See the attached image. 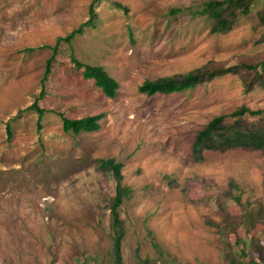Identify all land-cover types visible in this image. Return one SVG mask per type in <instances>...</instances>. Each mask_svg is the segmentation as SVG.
I'll use <instances>...</instances> for the list:
<instances>
[{
	"label": "rangeland",
	"instance_id": "374dc122",
	"mask_svg": "<svg viewBox=\"0 0 264 264\" xmlns=\"http://www.w3.org/2000/svg\"><path fill=\"white\" fill-rule=\"evenodd\" d=\"M207 1L0 0V264H108L110 212L103 194H112L115 183L96 170L99 158L120 162L132 190L122 207L126 264H137V250L153 256L148 231L181 263L222 264L224 243L209 222L218 219L211 197L219 190L205 196L198 177L219 188L234 181L242 202H253L264 196V154L206 152L199 163L193 143L217 116L243 105L264 110V88L247 92L240 77L228 75L170 95L139 91L147 80L206 64L264 60V0L227 35L211 34L203 16L170 13ZM94 2L97 24L84 26ZM81 27L71 45L60 43L38 130L29 107L41 93L47 62L59 38ZM72 52L83 64L105 68L119 83L115 98L83 77ZM58 113L102 115L100 129L67 133ZM224 206L231 215L242 213L238 204ZM263 229L258 215L252 233L260 237ZM244 236L235 226L233 241ZM258 256L249 252L247 263L264 264Z\"/></svg>",
	"mask_w": 264,
	"mask_h": 264
},
{
	"label": "trees",
	"instance_id": "16d2710c",
	"mask_svg": "<svg viewBox=\"0 0 264 264\" xmlns=\"http://www.w3.org/2000/svg\"><path fill=\"white\" fill-rule=\"evenodd\" d=\"M258 2L259 0H210L197 7L172 9L170 13L173 16L182 13L203 16L207 19L211 34L227 35L233 30L241 17L252 12ZM96 5V2L91 5L90 18L84 26H96L98 20ZM115 7L127 11V8L121 4H115ZM259 13L264 20V10ZM76 33H83V27L66 38H59L57 45L54 47L53 55L46 65L41 93L34 104L29 107L30 110L35 111L37 114L38 130L42 129L43 119L48 112V110L40 106V100L46 95L47 83L53 72V62L60 52V43L65 41L71 45ZM70 56L74 66L82 71L85 79L94 80L95 84L108 97H116L119 83L108 75L103 66L83 64L75 58L73 52ZM228 75L240 77L247 92L254 90L256 87L264 88V60L257 62L241 61L217 67L212 64H206L184 74H174L155 80H147L139 87V91L148 96L156 94L170 95L193 89L198 85ZM58 114L62 119L63 129L67 133L79 135L100 129L102 115L72 119L62 113ZM234 150L259 151L264 154V110H252L248 106L243 105L229 115H220L213 118L196 134L192 157L194 161L200 163L205 160L206 152L227 153ZM122 169L123 165L115 158H99L96 160V170L104 176L111 177L115 183V190L112 194H103V199L110 212L111 244L108 264H126L123 256V244L127 235V225L122 217V207L131 198L132 190L124 184ZM198 179L201 180L205 196L214 188L219 190L216 193L214 192L212 197L208 195V197L213 198L218 214L217 220L211 219L209 222L220 234L224 243L222 264H255V260H251L250 263L246 261L251 251L258 253V257L264 263V229L261 230L262 236L260 237L252 233L256 228L257 216L262 215L264 217V196L257 198L253 202L247 201L243 203L239 188L234 181H230L225 188H219L212 181H207L200 177ZM204 199L192 202L198 204ZM227 203L238 204L242 213L238 216L231 215L225 209L224 205ZM235 226L245 231V236L239 238L236 242L232 239ZM148 233L151 237L154 254L143 258L139 255V250H137V264H191L181 263L171 258L154 233L152 231H148ZM195 264L205 263L197 262Z\"/></svg>",
	"mask_w": 264,
	"mask_h": 264
}]
</instances>
